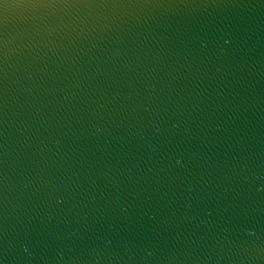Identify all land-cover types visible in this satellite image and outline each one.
Segmentation results:
<instances>
[{
    "label": "water",
    "instance_id": "water-1",
    "mask_svg": "<svg viewBox=\"0 0 264 264\" xmlns=\"http://www.w3.org/2000/svg\"><path fill=\"white\" fill-rule=\"evenodd\" d=\"M6 16L0 264H264V0Z\"/></svg>",
    "mask_w": 264,
    "mask_h": 264
},
{
    "label": "snow or ice",
    "instance_id": "snow-or-ice-1",
    "mask_svg": "<svg viewBox=\"0 0 264 264\" xmlns=\"http://www.w3.org/2000/svg\"><path fill=\"white\" fill-rule=\"evenodd\" d=\"M101 2H106V0H0V57L4 56V49L7 43L5 33L3 32L7 14L4 8L5 4L25 9L40 6H87Z\"/></svg>",
    "mask_w": 264,
    "mask_h": 264
},
{
    "label": "clouds",
    "instance_id": "clouds-1",
    "mask_svg": "<svg viewBox=\"0 0 264 264\" xmlns=\"http://www.w3.org/2000/svg\"><path fill=\"white\" fill-rule=\"evenodd\" d=\"M4 8H5L6 13H8L9 10H11V9H13V8H15V7L12 6V5L5 4V5H4ZM34 8H35V7H34ZM39 8H41V9H49V8H55V7H52V6H40ZM6 20H7V16H6Z\"/></svg>",
    "mask_w": 264,
    "mask_h": 264
}]
</instances>
